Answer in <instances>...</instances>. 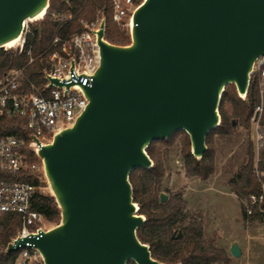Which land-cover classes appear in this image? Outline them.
Segmentation results:
<instances>
[{
    "label": "water",
    "instance_id": "water-1",
    "mask_svg": "<svg viewBox=\"0 0 264 264\" xmlns=\"http://www.w3.org/2000/svg\"><path fill=\"white\" fill-rule=\"evenodd\" d=\"M49 1L0 0V48ZM105 27L104 20L100 66L83 86L87 107L39 151L61 221L6 251L32 242L46 264H170L138 237L146 218L130 174L152 167L149 144L178 130L190 135L193 155L203 156L226 86L235 84L243 97L264 54V0H143L126 45L104 39ZM230 251L241 255L238 243Z\"/></svg>",
    "mask_w": 264,
    "mask_h": 264
},
{
    "label": "trees",
    "instance_id": "trees-1",
    "mask_svg": "<svg viewBox=\"0 0 264 264\" xmlns=\"http://www.w3.org/2000/svg\"><path fill=\"white\" fill-rule=\"evenodd\" d=\"M137 4L143 0H134ZM72 14V18L55 20L53 14ZM98 16L106 19L105 37L118 45L131 43L130 30L122 28L112 18V0H50L44 16L32 23L29 42L32 44V55L35 60L26 67V77L38 80L44 67V59L40 53L50 49L51 41L57 34L63 37L81 32V20L91 21ZM30 55L18 53L16 48L5 50L0 48V72L13 67L28 64ZM260 102V91L257 82L252 79L245 97L239 95L235 84H228L221 98L219 112L221 121L212 128L206 137L207 149L201 158L193 155L190 136L185 130L175 131L169 138L156 139L147 147V153L153 160L150 168L138 167L132 170L130 182L133 187L134 201L139 205V213L145 216V221L138 227L137 234L142 242L150 246L152 256L170 264H213L228 262L229 258L222 248L209 245L203 235V225L193 215L186 211V200L181 192L172 194L168 200L159 195L158 185L161 183L166 168L161 155V147L172 146L177 136L182 138V154L187 174L208 180L216 170V144L218 138H231L237 128H250L251 117L255 106ZM23 120L19 118H0V134L25 135ZM264 123V118H263ZM260 160L257 168L264 171V148L259 151ZM38 160V158H35ZM256 153L253 142L249 143L247 163L230 179L233 191L242 199L250 195H261L264 176H258L255 171ZM20 179L42 185L44 175L38 170L29 174L18 175ZM260 208L264 209V197L261 203L253 205V213L248 220L260 219ZM33 209L45 216L48 221L61 220V208L53 194L37 193ZM186 218L188 225L182 223ZM2 238L0 244V264H14L16 254L5 250L6 244L17 234L20 222L18 217L5 215L3 217ZM180 224L181 235H175ZM127 264H136L130 260Z\"/></svg>",
    "mask_w": 264,
    "mask_h": 264
},
{
    "label": "built area",
    "instance_id": "built-area-1",
    "mask_svg": "<svg viewBox=\"0 0 264 264\" xmlns=\"http://www.w3.org/2000/svg\"><path fill=\"white\" fill-rule=\"evenodd\" d=\"M139 4L134 0H112L113 20L131 30L133 13ZM52 16L55 20L72 18V14L62 13ZM104 20V16L91 21L81 20L84 28L81 32L70 37L55 35L50 49L38 55L44 59L38 80L26 77V67L35 60L29 42L30 25L35 20L26 19L18 41L12 46L2 47L5 50L16 48L19 54L30 55L26 66L0 72V118L22 119L26 131L25 135L0 134V244L3 243V217L16 216L20 222L17 234L6 244L5 250L9 244L15 245L18 239L51 229L45 216L33 209L34 199L40 193L41 186L20 179L18 175L38 170L46 177L39 151L43 145L51 143L57 133L73 126L87 107L89 100L83 86L92 85L100 66L98 32ZM51 78H57L61 85L52 83ZM252 79L258 84L260 102L255 106L250 129L254 134L255 171L263 177L264 171L258 170L257 163L260 160L259 151L264 148V54L259 55L252 65L250 83ZM263 197L264 183L261 195H250L248 199L242 200L246 217L253 213V205L261 203ZM260 213L264 215L263 208H260ZM16 251L18 254L14 264H46L40 250L32 242L20 244Z\"/></svg>",
    "mask_w": 264,
    "mask_h": 264
},
{
    "label": "rangeland",
    "instance_id": "rangeland-1",
    "mask_svg": "<svg viewBox=\"0 0 264 264\" xmlns=\"http://www.w3.org/2000/svg\"><path fill=\"white\" fill-rule=\"evenodd\" d=\"M121 27L129 30L122 25ZM181 138L177 136L172 146L161 147L166 172L158 185L159 195L168 200L172 194H183L186 211L203 225L205 241L224 249L229 258L228 262L213 264H264V215L255 221L248 220L245 203L233 191L229 182L247 163L249 143L254 138L252 130L240 126L231 138H218L216 170L206 181L187 174ZM40 186V193L53 194L47 177H44ZM190 221V218H186L182 225L186 226ZM58 223L60 222L49 221L48 226L53 228ZM177 226L175 235L181 232L180 224ZM234 243H238L241 248V255L238 257L233 256L230 251ZM13 253L17 255L18 251Z\"/></svg>",
    "mask_w": 264,
    "mask_h": 264
},
{
    "label": "bare ground",
    "instance_id": "bare-ground-1",
    "mask_svg": "<svg viewBox=\"0 0 264 264\" xmlns=\"http://www.w3.org/2000/svg\"><path fill=\"white\" fill-rule=\"evenodd\" d=\"M45 13H46V10H43L42 12H40L35 17H32L31 20H39V19H41L44 16ZM132 24H133V19H132ZM18 39H19V37H17L16 39H14V40L6 43L5 45L6 46H12V45H14L18 41Z\"/></svg>",
    "mask_w": 264,
    "mask_h": 264
}]
</instances>
